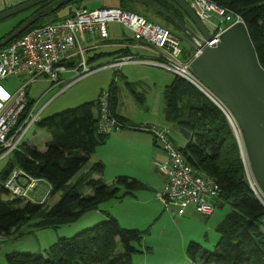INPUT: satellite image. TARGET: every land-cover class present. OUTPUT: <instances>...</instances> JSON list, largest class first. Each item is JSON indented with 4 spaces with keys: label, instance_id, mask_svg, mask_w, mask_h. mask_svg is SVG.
I'll use <instances>...</instances> for the list:
<instances>
[{
    "label": "trees",
    "instance_id": "16d2710c",
    "mask_svg": "<svg viewBox=\"0 0 264 264\" xmlns=\"http://www.w3.org/2000/svg\"><path fill=\"white\" fill-rule=\"evenodd\" d=\"M81 1L74 0L45 12V19L42 18L30 28L62 19L55 20L51 17L59 8ZM117 1V7L141 13L132 5L135 0ZM153 1L181 20L187 19L184 11L172 0ZM218 2L242 16L260 64L264 68V0H218ZM48 3L25 10L29 12L28 15L11 31L0 37V40ZM76 11L77 9H74L67 16L74 15ZM154 12L174 27L141 14L170 28L178 36H180L178 32L187 36L170 19ZM184 53L186 59L191 57L192 48L184 46ZM71 65L73 66V63ZM111 90L114 108L117 90L114 85ZM166 97L167 118L175 121L189 138L184 148L179 147L180 151L194 169L213 178L218 184L220 193L216 206L228 204L231 207L217 224L216 230L220 238L214 250L191 241L187 248L188 256L193 260V264H264V204L253 191L247 178L240 144L227 116L202 90L178 75L167 86ZM31 107L32 104L25 114ZM98 115L97 99L44 117L38 124L51 133L45 150L25 142L19 150L11 154L4 170L0 172L2 238L11 236L26 222L38 216L40 217L34 224L35 228H58L77 221L88 211L98 209L103 202L120 200L134 195L138 190L149 189L148 184L128 175H119L114 183H107L103 179L105 165L100 161L94 163L88 172L81 174L75 183H71L83 166L90 161L95 149L104 144L110 135L99 131ZM119 118L126 125L128 119ZM15 169H21L32 177L46 180L50 185L48 196L62 192L61 199L46 209L45 201L34 202L10 196L5 198L3 195L10 193L2 182L8 179ZM94 173L99 176L94 177ZM85 186L91 189L90 193L84 194ZM106 216V220L91 228L71 237L60 238L45 250V254L8 252L6 264H134L133 254L152 252V247L143 245L149 229L126 228L110 212H107Z\"/></svg>",
    "mask_w": 264,
    "mask_h": 264
},
{
    "label": "built area",
    "instance_id": "2783aa9c",
    "mask_svg": "<svg viewBox=\"0 0 264 264\" xmlns=\"http://www.w3.org/2000/svg\"><path fill=\"white\" fill-rule=\"evenodd\" d=\"M187 1L206 24L213 37L211 41L203 36L201 39L192 38L194 50L192 56L187 59L184 57L181 38L174 34L170 28L148 19L141 13L117 6L78 9L74 15L28 28L19 37L0 48V160L10 157L14 151L20 149L25 143V137L32 125L39 121V113H35L32 107L25 114L28 107L31 106L27 96L29 83L41 76H46L54 83H59L62 81L61 74L71 68L76 72L71 82L73 83L99 70L102 66L91 67L88 64L86 49L79 42L78 32L98 30L102 37H107L109 35L108 23L111 21L129 27L136 40L152 47L159 55L158 59L154 61L156 65L171 70L176 75L190 81L210 97L227 116L239 144H241L240 135L242 137V134L234 115L224 103L204 89L190 65L191 61L202 52L203 41L209 46L217 44L220 41V35L228 27L244 20L240 14L220 4L218 0ZM133 60V56H123L116 58L107 66L117 67ZM22 74H26L30 78L14 90L3 84L5 79ZM117 79L118 76L114 82ZM98 100L99 131L112 133L124 126L114 111L111 88L104 89ZM146 129L154 134L156 143L168 155V162H155L167 175L164 188L162 192L158 193L159 198L166 205L176 203L178 205L177 213L180 215L185 214L191 206L204 215L212 214L220 193V188L215 180L198 172L189 164L169 136L167 129L156 125H150ZM42 181L46 180L32 177L21 169H15L2 184L14 197L39 202L33 193L36 192ZM250 185L264 204V196L258 184L251 180ZM47 195H44L40 202L45 201Z\"/></svg>",
    "mask_w": 264,
    "mask_h": 264
},
{
    "label": "crops",
    "instance_id": "0c3cea01",
    "mask_svg": "<svg viewBox=\"0 0 264 264\" xmlns=\"http://www.w3.org/2000/svg\"><path fill=\"white\" fill-rule=\"evenodd\" d=\"M25 1L28 0H0V12ZM117 2V0H114V2H107L95 8H101L105 5L117 6ZM81 8L83 7L77 3L61 7L53 13L51 18L55 20L63 18L64 16L69 15V13L74 9L78 10ZM108 33L109 35L107 37H102L98 30L94 32H78L79 42L86 49L88 64L92 67L98 65H108L121 55H125L124 57L133 56L134 60L125 62L121 65V70H115L113 74L110 69L105 68L115 67L105 66L104 68L99 69V71L97 70L87 75L88 77L93 75L92 77L99 80L93 88L86 90L87 94L91 96H82L78 103L85 101L86 99H91L89 97H95L90 101L97 100L104 89H109L112 85H114L117 90L114 111L119 117H123L128 120L125 122L126 125L110 133L107 141L95 149L90 161L81 169L83 171H81L80 175L88 172L94 163L100 161L105 165L103 179L109 184L114 183L119 175H128L148 184V191L151 193H142L143 191L139 192L140 190H138L130 197L142 202H149L152 200H156L157 203L159 202V206L156 205L149 210L152 215H157L162 207H176L178 209V205L176 203L166 205V203L158 196V193L162 192L164 188V184L167 181V175L159 166L156 165L155 162H168V155L167 153L165 155L160 145L156 143L154 134L146 129V127H149L150 125L165 128L168 130V134L174 143L176 142L175 138H173L174 136L172 135V131L178 125L175 121L169 120L166 116V89L167 86L174 81L176 74L171 70L156 65L154 61L158 59V53L152 47L136 40L133 31L129 27L124 26L119 22L111 21L108 23ZM187 38L189 39V43L192 45L191 47L189 46V48H192L193 51V43L189 37ZM181 40L184 52V46H188L184 44L183 38H181ZM75 75V70L71 68L61 74L60 79L62 81L59 83H54L52 80L47 78L45 81L46 85L43 90L38 93H35L34 91L32 92V86L36 81L43 78L37 77L32 80L27 87V96L32 104L34 112L39 113L40 117L43 115L42 118H44L50 116L49 114L51 111H59L62 107H65L62 105L49 110L50 106L60 97L66 95L73 85L89 79L85 76L87 79L83 77L71 83ZM20 76L22 77V82L30 78L26 74H22ZM115 76H119L116 82H114ZM13 87L14 88L11 90L16 88L15 86ZM50 139L51 137L46 140L42 147L37 146L36 144L32 145L37 146L41 150H45L46 143ZM241 144L243 146L242 139ZM243 153L245 156L246 153L244 146ZM93 175L94 177L99 176L96 173ZM47 184L50 189L48 182ZM153 191H156V196ZM90 192L91 189L87 186L84 194H88ZM117 201L119 200L112 199L103 202L105 204L104 209H100L99 207L96 210H103L105 214L107 212H110L111 214L113 213L117 218L119 216L114 211L116 205L115 202ZM44 230L45 229L33 228L30 225L26 229L28 234H34L36 236H43L42 232ZM21 231L22 230H20L19 233H21ZM47 248L46 244L43 243L35 249L42 251ZM186 261L187 259L185 257L184 262L182 263H185Z\"/></svg>",
    "mask_w": 264,
    "mask_h": 264
},
{
    "label": "rangeland",
    "instance_id": "374dc122",
    "mask_svg": "<svg viewBox=\"0 0 264 264\" xmlns=\"http://www.w3.org/2000/svg\"><path fill=\"white\" fill-rule=\"evenodd\" d=\"M107 2L111 3L114 2V0H82L77 4H80L82 7H85L87 9H94L95 7H99ZM132 3L135 10L145 14L146 16L152 18L157 22L168 25L170 27H174V25L172 24H167L168 22L162 16H158L150 7L148 8L144 4L138 2ZM28 13L29 12L26 11L21 12L0 21V37L11 31L13 27L20 23V20L28 15ZM42 18H44V14L39 20H41ZM178 34L183 38L185 45H187L188 47L192 46L189 43V39L187 37H185L183 34H180L179 32ZM123 56L124 55H121L117 58ZM101 66L102 67L100 69L104 68L107 65ZM105 69H110L113 74L115 70H121V66H117L115 68L106 67ZM92 76L93 75L89 77L87 76V78H89L88 80L73 85L69 92L66 93V95L60 97L54 104H52L49 110L62 105L65 107H62L60 110L58 109L59 111H51L49 115L60 112L62 110L74 108L75 106L86 101L93 100L92 98L95 97H89L91 99H86L85 101H81L80 103H78L82 96H91L87 94L86 90H90L91 88H93V86H95V84L99 80ZM41 78L43 79H40L33 84L32 92L34 91L35 93H38L39 91L43 90L44 86L46 85L45 81L48 77L41 76ZM3 84L9 89L14 88L13 86L18 87L19 85L23 84L22 77L17 76L7 78L3 81ZM42 117L43 115H41V117L39 116V119H41ZM183 117H185V114L183 115ZM172 135L174 136L173 138H175L176 141L175 144L178 147L184 148L187 145L189 139L186 134L183 133L179 126H176V128L172 131ZM49 137H51V133L48 130L40 127L37 122L34 123L28 131L25 137V142L29 144H36L37 146L42 147ZM161 149L166 155V151L162 147ZM242 158L243 161L244 159L246 160L248 171L250 173V175L247 173L249 182L251 183L252 180L255 183L256 181L251 171L247 155H245V157L243 156ZM8 160L9 157H5L0 160V172L4 170L5 166L8 163ZM81 171L83 170H80V172H78V174L72 179L71 183H75L77 181ZM86 188L87 186L84 187L83 191H85ZM49 190L50 189L47 182L42 181L40 182L36 192L33 193V195L40 202V199L44 195L48 194ZM139 192L151 193L148 190H140ZM153 193L155 194L156 191H153ZM62 194V192H59L55 195H49L45 200L46 209L51 205L57 203L61 199ZM3 196L5 198L8 196H10L11 198L14 197L12 194H4ZM125 198L120 200L116 199L119 201L115 202L116 205L114 211L119 216L117 218L120 224L126 228H135L140 230L149 229V231L145 234L143 245L146 247H152V252L146 251L144 253L133 254V262L135 264H193V260H191L187 253L189 243L191 241H195L200 243L207 249L214 250L215 245L220 238V234L216 230L217 224L231 209L230 205L225 204L223 206H216L212 214L204 215L198 212L194 206H191L187 209L185 215L180 216L177 213L176 207H162L157 215H152L149 210L156 205L159 206V202L157 203L156 200L142 202L139 200H135L130 196ZM104 205L105 204L102 203L100 205V209H104ZM39 217L40 216L26 222L20 228V230H22L21 233H19V230L4 239L0 236V264H6V254L12 251L36 252L45 254V249L39 251V249L35 248L43 243L46 244V247H50L52 244L60 240V238L71 237L87 228L93 227L94 225L106 220L107 218L103 210H91L85 213L75 222L64 224L58 228H43L45 229L42 232L43 236L28 234L26 229L29 227V225L34 228V224L39 220ZM185 257L187 261L185 263H182L184 262Z\"/></svg>",
    "mask_w": 264,
    "mask_h": 264
},
{
    "label": "water",
    "instance_id": "95a60500",
    "mask_svg": "<svg viewBox=\"0 0 264 264\" xmlns=\"http://www.w3.org/2000/svg\"><path fill=\"white\" fill-rule=\"evenodd\" d=\"M72 1L74 0H28L0 12L2 21L49 2L11 34L0 40V48L19 37L45 12ZM135 1L170 19L190 39H201L203 36L211 41L213 38L206 24L187 0H172L186 14L185 21L153 0ZM203 45L202 52L191 61V69L204 89L224 103L234 115L242 134L251 171L264 196V68L260 64L245 21H238L228 27L220 35L217 44L209 46L203 41ZM244 163L250 175L245 159Z\"/></svg>",
    "mask_w": 264,
    "mask_h": 264
},
{
    "label": "flooded vegetation",
    "instance_id": "af4514ba",
    "mask_svg": "<svg viewBox=\"0 0 264 264\" xmlns=\"http://www.w3.org/2000/svg\"><path fill=\"white\" fill-rule=\"evenodd\" d=\"M40 9H42V8H40ZM40 9H39V10H40ZM39 10H38V11H39Z\"/></svg>",
    "mask_w": 264,
    "mask_h": 264
},
{
    "label": "bare ground",
    "instance_id": "6f19581e",
    "mask_svg": "<svg viewBox=\"0 0 264 264\" xmlns=\"http://www.w3.org/2000/svg\"><path fill=\"white\" fill-rule=\"evenodd\" d=\"M240 134V133H239ZM242 138V137H241Z\"/></svg>",
    "mask_w": 264,
    "mask_h": 264
}]
</instances>
